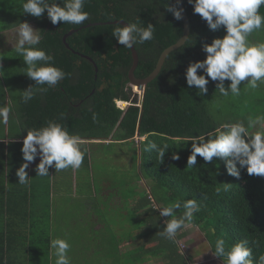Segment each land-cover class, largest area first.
Here are the masks:
<instances>
[{"label": "trees", "instance_id": "1", "mask_svg": "<svg viewBox=\"0 0 264 264\" xmlns=\"http://www.w3.org/2000/svg\"><path fill=\"white\" fill-rule=\"evenodd\" d=\"M182 1L191 25L187 42L170 53L159 76L147 86L140 103L135 102L123 111L117 105L131 101L129 72L133 57L131 49L120 45L112 36L116 24L109 23H129L139 19L142 26L150 23L155 27L153 40L135 45L139 56L135 76L145 79L156 69L162 53L175 45L183 35V20H175L166 9L169 0H86L84 11L89 13V19L79 26L64 22L53 25L46 12L39 18L24 14L22 0H0V34L15 30L18 22L34 24L41 37L37 47L52 55L54 66L66 73L57 86L47 91H37L32 100L24 103L22 92L35 87L36 83L24 73L26 65L22 56L14 49L3 51L2 58L6 57H0V65H6L4 73L0 69V106H8L11 112L8 123L0 124V138L7 135L10 140H23L28 129L56 121L70 133L83 138L85 143L81 148L85 151L87 166L95 153L102 155L101 149L131 144L130 152L139 162L141 177L153 183L156 193L152 191L151 198L148 194L146 199H139L131 214L127 211V215H121L124 219L130 216L135 220L145 213L139 222L141 232L144 230L142 236L138 239L127 238V242L133 243L143 240L141 246L131 251L127 258H122L118 250L122 242L115 240L113 245L117 247L112 251L111 260L116 255L119 264H146L154 259H161L164 264H192L191 255L180 251V244L187 237L184 232L186 227L178 231L175 241L159 235L163 231L164 220L168 218H161L158 209L189 199L197 200L200 206L189 225H196L204 232L212 253L216 239L223 238L226 247L247 241L254 260L264 255V177L250 176L246 169L241 171L239 178L232 177L227 174L225 162L218 158L206 163L198 156L197 164L187 167L191 142L187 143L184 138L206 133L219 123L230 120L219 121L212 108L211 101L222 98L216 90V82L210 81L208 93L203 96L196 94L195 86L189 88L185 77L191 62L206 58L202 45L211 44L213 39L223 38L226 33L223 28L211 31L207 22L194 14L188 0ZM171 3L176 4L175 0H171ZM259 11L264 15V6ZM91 24L100 25L84 28ZM73 30L78 32L67 39V44L79 55L67 49L63 42L64 37ZM260 32L263 31L253 32L248 40L254 44L257 39L254 35ZM82 56L89 57L94 63ZM229 83L226 81V86ZM17 86L21 87L20 92L16 91ZM137 135L144 141L136 148ZM151 143L161 147L168 145L163 160L155 150L149 148ZM22 147L23 143L11 142L7 152L1 154V168L7 166L11 180L16 178L18 181L16 171L24 163L20 155ZM95 147L97 152L94 151ZM174 156H179V159H174ZM17 187L0 183V195L10 198L11 203L13 197L21 198L25 200L21 204L26 206L30 203V197H37L24 185L18 183ZM102 191L103 187L100 186L96 193L86 195V198H92L89 199L91 201L96 198L94 207L85 205L87 213L96 209L115 212L104 203ZM116 211L119 212V209ZM181 213L182 209L177 210L178 215ZM91 214L98 222L100 218L97 213ZM20 217L9 220V224L3 227L7 232L0 234V264H35L30 252L33 244L41 243L42 239L34 240L33 232L31 235L29 232L33 228L25 229L24 217ZM50 241V237L45 240L47 243Z\"/></svg>", "mask_w": 264, "mask_h": 264}, {"label": "clouds", "instance_id": "2", "mask_svg": "<svg viewBox=\"0 0 264 264\" xmlns=\"http://www.w3.org/2000/svg\"><path fill=\"white\" fill-rule=\"evenodd\" d=\"M86 0H22L23 13L33 17H41L45 12L53 25L64 22L72 25H82L89 19V13L84 11ZM194 14H198L207 22L208 28L216 32L224 29L223 38H215L211 44L204 43L202 50L206 53L203 61L191 62L186 69L185 77L189 88L195 86L197 95H206L208 85L216 82V90L224 97L236 98L241 95V83L247 80L243 89H258L264 84V42L253 44L248 37L253 32L264 31V15L260 8L264 0H188ZM61 4L63 6H61ZM168 12L174 19H183L184 9L179 7V0L166 5ZM18 42L15 52L22 56L24 73L36 86L29 87L22 92V100L28 103L37 91H47L59 84L66 73L54 66V57L37 47L41 37L37 30L28 22H18L15 28ZM155 27L152 24L142 26L140 20L129 22L126 26L116 24L112 36L120 45L132 49L137 44H143L154 38ZM202 73V74H198ZM230 81L229 84H225ZM144 95V94H143ZM123 102H119L121 104ZM11 109L0 106V124L9 121ZM95 120L96 117L94 116ZM191 142V154L187 160V167L197 164V157H202L206 163H212L214 158L225 162L227 174L239 178L241 171L247 174L264 177V114L248 116L245 120H235L219 123L218 126L206 133L190 135L184 138ZM85 143L78 134H72L59 122L48 121L45 126L27 130L21 149L24 163L16 171L18 183L28 184L30 164L39 157L35 172L39 177L49 176L50 168L56 172L71 168L79 170L84 162L85 151L81 146ZM149 148L155 150L163 160L168 145L162 147L151 143ZM179 159V156H174ZM199 204L195 199L183 202L176 201L158 212L164 220L163 231L159 235L169 241H175L177 233L191 224L194 212L199 211ZM177 214V210H181ZM50 247L55 257L54 264H71L68 252L70 244L66 239L56 237L51 239ZM214 256L221 258L223 264H264V255L254 260L252 249L247 241H239L226 247L223 238H217L214 245Z\"/></svg>", "mask_w": 264, "mask_h": 264}, {"label": "rangeland", "instance_id": "3", "mask_svg": "<svg viewBox=\"0 0 264 264\" xmlns=\"http://www.w3.org/2000/svg\"><path fill=\"white\" fill-rule=\"evenodd\" d=\"M30 25L34 30H37L34 24ZM37 34L39 35V32ZM254 36L258 39L254 44L264 42V31ZM17 42L18 35L15 30L0 34V57L2 58L3 51L14 49ZM5 57L6 55L3 58ZM4 65H0L2 73L5 72ZM246 84L247 80L241 83L242 92L239 97H222L220 100L211 101L219 121H234L238 117L246 121L250 115L255 117L264 114V84H261L258 89L245 90L243 87ZM15 89L17 92L21 91L19 86ZM131 90V99L135 94V102L140 103L143 92L137 87H132ZM131 104L123 102V105L126 106L121 104L117 106L124 111L130 108ZM142 141L144 138L137 135L134 146L140 147ZM131 148V144L126 147L113 145L101 149L102 155H100V153H95L97 152L95 147L96 155L91 158L90 165L87 166L84 160L80 169L75 171L68 168L56 172L53 167L49 170V176L32 179L31 185L38 197V211L37 217L34 219L35 228L32 229V238L37 240L41 237L42 239L41 243L33 244L31 260L35 264H54L53 250L50 243L45 242L49 237L50 239L60 237L68 241L70 244L68 256L71 264H117L116 255L111 260L112 251L117 247L113 245L115 240L118 243H123L122 253L120 252L123 258L141 246L143 243L141 239L134 243H126L127 238L138 239L142 236L144 230L141 232L139 222L144 218L145 213H142V216H137L135 220L130 216L124 219L121 215L125 212L126 201L128 206L126 211L131 214V210L138 205L139 199H146L148 194L150 196L154 186L150 180L141 177L137 165L139 162L135 161L130 152ZM20 155L22 156V153ZM99 157L100 159H98ZM108 179L112 183L109 184L112 189L110 192L107 187L109 186ZM100 186L103 187L104 201L107 196L113 194L108 203L115 212H101L96 209V211L87 213L83 204L71 202L76 196L96 193ZM155 193L154 190L153 194ZM151 201L157 208L154 200L151 199ZM118 209L119 212L116 211ZM92 212L97 213L96 215L100 218L98 222L93 221ZM100 226L103 228L102 230H100ZM184 232L187 237L181 242L180 251L185 255H191L192 264H223L222 260L213 255L211 245L207 242L204 232L196 225H187ZM146 264H164V262L161 259H154Z\"/></svg>", "mask_w": 264, "mask_h": 264}, {"label": "crops", "instance_id": "4", "mask_svg": "<svg viewBox=\"0 0 264 264\" xmlns=\"http://www.w3.org/2000/svg\"><path fill=\"white\" fill-rule=\"evenodd\" d=\"M7 137L8 136L5 135V138H2V137L0 138V157H1V154L4 151L7 152L9 143H11V142L23 143V140H24V139L23 140H10ZM39 162L40 161H39V157H38L37 160L35 162L31 163L30 166H29V168L26 169V171L28 172V178L30 179V181L27 184V186L26 185H24V186L26 188H29L30 191H34V189L32 188V185H31L32 184V179L33 180H36V178L38 179V177H39V176H37V174L35 172L36 165ZM0 171H1L0 172V183H3V185H5V186H8V184H10V185L12 184V186L14 188H16L18 186V181L16 180V178H14L12 180L9 179V177H8V169H7V166L6 165H3V167L1 168V164H0ZM33 174H36V175H33ZM94 182H95V180L93 181V183ZM107 183H108V185L111 184L109 181ZM107 187H108L109 192L112 191L111 185H109ZM111 196H113V194H110L109 196H107V199L104 201V203L107 204L108 207H109V203L108 202H109V199H110ZM67 197H69V196H67ZM89 199H92V198H90V197L89 198L88 197L86 198V196L80 195V196H76V198H73V200L71 202L72 203L79 202V203L83 204L84 206L85 205H88L90 207H94V204L95 203L93 204V201L94 200L96 201V198L94 197L93 198V201H91ZM22 200L23 199H21V198L13 197L12 198V203H11V202H9V201H11L10 198L4 197V196H1L0 195V234H4V233L7 232L6 230L5 231L3 230V227H6L9 224V220H11L12 218L19 219L20 216L21 217H24V221H25L24 222L25 223L24 228L25 229L27 227L29 228V230H30V228H35L34 219H35V217H37L38 197H35V198L34 197L33 198L30 197L28 199V201H30V203H28L27 206L24 205V204H21V202H24L25 201V200H23V201ZM127 207L128 206H127V201H126L124 209L126 210ZM85 209H86V207H85ZM90 210H92V209H89L88 211H90ZM10 214H12V216H10ZM122 214H126L127 215V211H125ZM93 221H97V219H94L93 218ZM101 228L102 227L100 226V230H101ZM29 232H30V235H31L32 230L29 231ZM129 243L130 242H127L126 244H129ZM122 245L123 244L121 243L120 246H119L120 247L118 249L119 252H121V246ZM31 251H32V249H31ZM30 253H33V252H30ZM120 256H121V254H120ZM126 256H127V254H126ZM8 258H10V256H8ZM117 264H119V263L117 262Z\"/></svg>", "mask_w": 264, "mask_h": 264}, {"label": "water", "instance_id": "5", "mask_svg": "<svg viewBox=\"0 0 264 264\" xmlns=\"http://www.w3.org/2000/svg\"><path fill=\"white\" fill-rule=\"evenodd\" d=\"M175 2L177 3V0H175ZM179 7L183 8L184 11H183V24H184V31H183V35L181 37V39L173 46L169 47L168 49H166L159 61H158V64L156 66V69L153 71V73L148 76L147 78L145 79H137L136 76H135V72L139 66V56H138V53L135 49V46L131 49V53H132V57H133V65H132V68L129 72V80H130V85L132 87H137L140 91L143 92V94L145 93V90L147 88V86L153 82L160 74L164 64H165V61L167 59V57L170 55V53H172L173 51L181 48L182 46L185 45V43L187 42L188 38H189V35H190V32H191V25H190V20H189V17L187 15V12L185 10V7H184V4H183V1L182 0H179ZM110 25L112 24H120L121 26H126L127 23L124 22V21H116L114 23H109ZM97 25H100V24H91V25H88L87 27H84V28H90V27H93V26H97ZM83 29V28H82ZM78 30H73L71 31L70 33H68L64 39H63V42L65 44V46L67 47V49L71 50L70 46L67 44V39L72 36L73 34L77 33ZM72 51V50H71ZM74 54L76 55H79L78 53H76L75 51H72ZM83 58L85 59H88L89 61H91L92 63H94L89 57L87 56H82ZM95 65V64H94ZM135 99H136V95L134 94V98L131 99V101L129 103H132L134 105L135 103ZM130 105V106H133V105Z\"/></svg>", "mask_w": 264, "mask_h": 264}, {"label": "bare ground", "instance_id": "6", "mask_svg": "<svg viewBox=\"0 0 264 264\" xmlns=\"http://www.w3.org/2000/svg\"><path fill=\"white\" fill-rule=\"evenodd\" d=\"M263 13V12H262ZM121 105H123V103H121ZM123 106H126V105H123ZM121 229V228H120Z\"/></svg>", "mask_w": 264, "mask_h": 264}, {"label": "built area", "instance_id": "7", "mask_svg": "<svg viewBox=\"0 0 264 264\" xmlns=\"http://www.w3.org/2000/svg\"><path fill=\"white\" fill-rule=\"evenodd\" d=\"M120 108V107H119Z\"/></svg>", "mask_w": 264, "mask_h": 264}]
</instances>
